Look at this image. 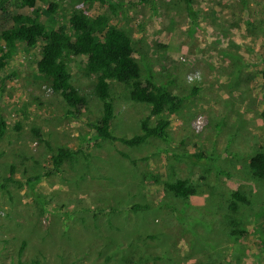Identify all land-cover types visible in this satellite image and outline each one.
<instances>
[{
  "label": "rangeland",
  "instance_id": "rangeland-1",
  "mask_svg": "<svg viewBox=\"0 0 264 264\" xmlns=\"http://www.w3.org/2000/svg\"><path fill=\"white\" fill-rule=\"evenodd\" d=\"M192 3L194 19L184 0H0V32L30 20L69 30L75 11L105 16L129 37L139 80L184 96L159 116L169 121L166 140L101 139L85 122L100 116L101 100L84 57L65 59L85 100L74 119L36 71L43 40L17 42L0 72V264H264V180L248 168L264 151V0ZM109 94L110 132L140 133L149 106L113 80ZM60 146L73 153L46 174ZM8 176L14 181L3 182ZM176 180L193 193L165 189ZM237 192L246 203L232 209Z\"/></svg>",
  "mask_w": 264,
  "mask_h": 264
},
{
  "label": "trees",
  "instance_id": "trees-1",
  "mask_svg": "<svg viewBox=\"0 0 264 264\" xmlns=\"http://www.w3.org/2000/svg\"><path fill=\"white\" fill-rule=\"evenodd\" d=\"M36 0H20L21 5L32 6ZM89 3L95 0H82ZM104 2L105 0H96ZM188 16L194 19L196 12L192 0H184ZM51 4L47 13L53 11ZM68 29L60 25L56 28L45 29L36 21L15 23L0 32L3 42L0 48V72L6 60L14 53L16 43L22 42L32 46L38 39L43 40L40 55L36 62V71L45 77L54 92H57L67 105L66 114L74 119L80 118L81 108L85 100L70 84V74L65 63L69 56H83V71L86 75L94 76L93 94L101 100V114L94 121H85L94 134L101 139L117 140L128 146H136L149 138L166 140L169 121L159 116L164 113L176 112L182 105L184 96L172 93L163 85L150 79L139 80V67L132 56V46L129 37L121 30L107 26V19L103 15L88 17L82 11L73 12L68 18ZM261 81L264 84V58L260 70ZM116 81L125 85L129 91L131 101L144 103L149 106V115L140 121V133L129 138L116 137L110 132V123L114 118L109 94V81ZM264 116V112L262 113ZM150 117H157L152 125ZM15 129L20 125L15 124ZM5 129V122L0 116V136ZM32 133L40 136L38 129L32 128ZM72 150L57 147L49 157V167L46 174L60 172L62 162L69 158ZM197 159L203 158L202 153L192 155ZM248 168L253 177L264 180V151L255 152L249 159ZM10 176L3 182L11 181ZM36 179V178H34ZM33 180V179H31ZM28 180V181H31ZM166 190L176 196L187 197L193 193V188L184 180L164 183ZM233 209L235 202L246 203V199L237 193L232 194ZM264 203V201H263ZM133 205L132 208H139Z\"/></svg>",
  "mask_w": 264,
  "mask_h": 264
}]
</instances>
